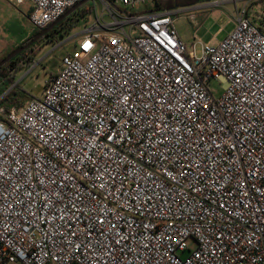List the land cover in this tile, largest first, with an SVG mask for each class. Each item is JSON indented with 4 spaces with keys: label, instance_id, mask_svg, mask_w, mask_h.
<instances>
[{
    "label": "built area",
    "instance_id": "obj_1",
    "mask_svg": "<svg viewBox=\"0 0 264 264\" xmlns=\"http://www.w3.org/2000/svg\"><path fill=\"white\" fill-rule=\"evenodd\" d=\"M6 1L44 30L83 0ZM100 1L41 97L0 98V264H264V31L236 7L197 55L183 9Z\"/></svg>",
    "mask_w": 264,
    "mask_h": 264
},
{
    "label": "rangeland",
    "instance_id": "obj_2",
    "mask_svg": "<svg viewBox=\"0 0 264 264\" xmlns=\"http://www.w3.org/2000/svg\"><path fill=\"white\" fill-rule=\"evenodd\" d=\"M235 1L214 0L215 4L213 5H210L211 2H209L177 8L183 9V12L174 16V26L180 40L190 51L192 45L196 44L195 50L199 55L202 45H216L234 29L236 7L241 8L245 5H247L251 20L264 31V0ZM86 7L91 8L92 12L88 13L78 28H74L69 35L64 34L63 38L56 35V39L50 37L41 41L42 48L34 55V59H31L30 67L20 68L21 60L16 63V72L12 71L15 76L13 83L0 79V98L13 88L24 94L22 97L18 96L15 103L17 107L23 106L33 97H41L45 89V81L56 74L63 56L78 50L79 40L82 36L74 37L77 31L92 26L96 17L103 18L106 22L111 21L108 11L100 0H89L80 7V10ZM154 7V1H149L146 4L135 6L131 11L146 14L151 12ZM125 29L129 30V27ZM32 31L28 1L23 5L14 6L6 0H0V50L2 51L0 59L9 55L6 53L18 48L28 38L27 34ZM223 86V82L218 80H211L208 83V88L215 97L221 95ZM188 244L191 248L195 247L192 240Z\"/></svg>",
    "mask_w": 264,
    "mask_h": 264
},
{
    "label": "trees",
    "instance_id": "obj_3",
    "mask_svg": "<svg viewBox=\"0 0 264 264\" xmlns=\"http://www.w3.org/2000/svg\"><path fill=\"white\" fill-rule=\"evenodd\" d=\"M155 3L154 9L149 13H159L163 11H171L175 10L177 8H185V7H191L198 4H204L213 2L214 0H153ZM91 8H83L80 10V8L75 11L73 14L62 20L59 24L56 25V27L49 33L47 36L48 38L56 39L57 36H61L62 38L65 37L64 34L69 35L70 32L82 21L85 19L86 15L88 13H91ZM262 29V28H261ZM62 31V32H61ZM61 32V33H60ZM32 48H28L23 54L17 55L15 58H13L10 62L5 64L0 69V79L8 80L10 83H13L15 80L14 74H12V71L16 72V63H18L19 60H22L23 57L29 56L28 60L25 65H21L20 68L24 67H30L31 59H34L35 54H25L27 52H30ZM33 50V49H32ZM14 51V50H13ZM12 52V51H11ZM9 52L8 54H10ZM5 57L1 58L3 60ZM11 75V76H10ZM18 96L22 97L24 94L19 93V91L15 90L14 88L10 90L1 100V106L5 108L6 110L11 109L13 106H15L16 101L18 100ZM17 107V106H15Z\"/></svg>",
    "mask_w": 264,
    "mask_h": 264
},
{
    "label": "water",
    "instance_id": "obj_4",
    "mask_svg": "<svg viewBox=\"0 0 264 264\" xmlns=\"http://www.w3.org/2000/svg\"><path fill=\"white\" fill-rule=\"evenodd\" d=\"M89 0H83L79 3H77L75 6L70 8L57 22L51 24L49 27L44 29L41 33L36 35L33 40H31L28 44L25 46H20L14 51H12L9 55H7L3 60L0 61V69L10 62L13 58H15L17 55H19L22 51H24L29 45H31L33 42L37 41L38 39L44 37V35L51 30L53 27H55L57 24H59L62 20L73 14L75 11H77L81 6H83L85 3H87Z\"/></svg>",
    "mask_w": 264,
    "mask_h": 264
},
{
    "label": "flooded vegetation",
    "instance_id": "obj_5",
    "mask_svg": "<svg viewBox=\"0 0 264 264\" xmlns=\"http://www.w3.org/2000/svg\"><path fill=\"white\" fill-rule=\"evenodd\" d=\"M56 27V26H55ZM55 27H53L51 30H49L45 35H44V37H42V38H40V39H38L37 41H35V42H33L31 45H29L24 51H22L20 54H23L28 48H34L35 46H37L39 43H41V41L42 40H44L45 38H48L47 36L49 35V33L55 28ZM43 30H36V29H34L33 30V32L31 33V35L26 39V40H24L22 43H21V45L20 46H25L26 44H28L31 40H33L34 39V37L36 36V35H38L39 33H41ZM19 46V47H20ZM17 49V48H16ZM31 49V50H32ZM30 50V51H31Z\"/></svg>",
    "mask_w": 264,
    "mask_h": 264
},
{
    "label": "crops",
    "instance_id": "obj_6",
    "mask_svg": "<svg viewBox=\"0 0 264 264\" xmlns=\"http://www.w3.org/2000/svg\"><path fill=\"white\" fill-rule=\"evenodd\" d=\"M228 1H229V0H228ZM81 22H82V21H81ZM81 22H80V23H81ZM80 23H79V24H80ZM79 24H78L75 28H78ZM32 28H33V27H32ZM33 30H34V28H33ZM84 31H85V30H79V31H77V33L74 35V37H76V38L80 37L81 34H82ZM32 32H33V31H32ZM32 32H30L29 34H27L28 37L31 35ZM41 48H42V42L39 43L37 46H35V47L33 48V50H31L30 52H27V53H25V54H37V52H40ZM0 52H2V51L0 50ZM6 54H8V53H6Z\"/></svg>",
    "mask_w": 264,
    "mask_h": 264
}]
</instances>
